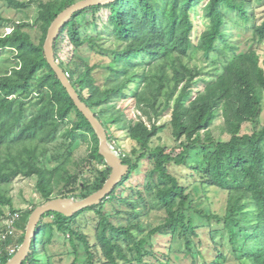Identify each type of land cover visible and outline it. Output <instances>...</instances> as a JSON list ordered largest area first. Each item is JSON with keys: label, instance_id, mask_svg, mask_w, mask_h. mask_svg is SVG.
Instances as JSON below:
<instances>
[{"label": "trees", "instance_id": "trees-1", "mask_svg": "<svg viewBox=\"0 0 264 264\" xmlns=\"http://www.w3.org/2000/svg\"><path fill=\"white\" fill-rule=\"evenodd\" d=\"M79 1L0 0L16 11L37 5L32 26L0 16V53L11 54V63L0 67V217L3 204L20 213L17 245L36 207L86 198L111 172L90 123L44 56L50 25ZM262 1L115 0L75 13L61 28L55 59L129 172L98 206L69 218L45 214L23 264H54L56 239L69 246L59 260L72 257L71 264H169L154 254L155 236L183 241L184 256H192L202 227L216 228L212 239L225 238L236 260L264 264V10L258 14L263 4L255 5ZM236 28L250 31L257 45L238 53L230 42ZM102 35L109 45L104 50L93 41ZM97 57L104 61L91 63ZM165 114L172 149L151 146L166 127L157 125ZM122 138L133 145L128 153ZM16 179L34 180L42 200L25 212L8 196ZM192 186L206 199L212 191L223 194L224 205L199 208ZM154 211L165 218L152 228L143 219ZM82 216L95 221L92 234L79 224ZM143 228L148 237H140ZM223 247L215 244L209 264L225 263ZM149 256L156 261H145ZM10 258L3 256L1 264Z\"/></svg>", "mask_w": 264, "mask_h": 264}, {"label": "rangeland", "instance_id": "rangeland-1", "mask_svg": "<svg viewBox=\"0 0 264 264\" xmlns=\"http://www.w3.org/2000/svg\"><path fill=\"white\" fill-rule=\"evenodd\" d=\"M22 2H26L28 0H19ZM262 5L261 8H258L257 13H261L264 10V1L260 3H255L256 6ZM37 12V5L31 4L29 7L23 11H16L11 8H8L4 3L0 2V16L7 20H12L14 22H28L30 26H32L34 22V18L36 16ZM7 26V27H6ZM4 25L5 32L9 33L11 30V27L9 25ZM29 33L31 34L32 38L36 40L39 36V31L36 27H32L28 29ZM106 36H103L101 38L96 39L93 38V41H96L100 47L104 50V48L109 47ZM252 33L250 31L244 30L242 28H236L234 30V33L230 37V42L232 44H235L238 47V53L245 52L248 50L250 46H256V42L252 40ZM261 48L264 49V44L261 45ZM11 54L8 52H2L0 53V67L9 65L11 63L10 60ZM193 61L200 62L201 59L197 55L192 56ZM104 59L97 57L92 60L91 63H101ZM204 70L210 69V65L208 63H205ZM167 92V89H164L162 92V97L160 98V102L164 103L166 98L165 94ZM118 102L122 104L123 100L121 98H118ZM124 106L130 107L129 103H125ZM264 106V104H263ZM135 114L133 107H130L127 109V115L130 117H133ZM170 120V117L168 114L163 115L159 120L157 121V125H166ZM213 133L217 134L218 130L213 129ZM120 137L123 135V132L120 131L116 132V135ZM121 141V140H120ZM175 140L171 136V129L169 126L166 125V127L158 134V136L153 140L152 145L155 146H167L169 149H172L175 146ZM132 143L128 141H124L122 138L121 141V150H125L126 153L130 151L132 148ZM168 149V150H169ZM123 150V151H124ZM119 154V153H118ZM197 160H199L197 158ZM139 179V177H137ZM141 183V181H140ZM34 180H24V179H16L8 192V196L11 198L13 207L17 210H20L22 212L28 211L34 204L42 201L40 195L37 193L34 185ZM190 192L192 194V198L194 200V205L198 206L199 208H210L215 211H219L220 208L224 205V195L221 193H214L213 191L208 194V198L206 199L205 196L201 195L200 191H197L195 189V186H192L190 189ZM197 196L202 197L200 201H197ZM2 209L4 210V214L10 212L9 207L6 204L2 205ZM27 216L24 214L23 218L25 219ZM91 217V215H87V218ZM165 215L162 211H154L151 212L147 218L143 219L145 224L148 223L149 226L157 227L162 224L164 221ZM79 224L82 226H86V232L92 234L93 233V225H95V221H87L85 217H80L78 219ZM89 224H91L89 226ZM88 225V226H87ZM143 232L140 234V237H148V230L146 228H143ZM216 231L217 229H210L209 227H202L200 229H197V237L193 238V246L192 248V256H184L183 252L185 251L184 242L178 239H170L169 237H163V236H155V239L153 240V251L154 254L157 256V258L162 260H169V264H209L216 256L215 252V244H222L224 247L222 251L227 255V260L224 264H249L248 262H241L236 260L232 254L229 251V247L227 245V241L225 238L220 237L218 235L215 240L212 239V232ZM19 235H21L20 229H18ZM171 246L170 253L167 250L168 246ZM20 246V245H19ZM69 249L68 244H65L61 239H56L53 243V245L50 247L51 253L55 256L53 259L54 264H71L72 257H64L63 260H59V254H62L63 252H66V250ZM165 255L167 257H165ZM145 261H152L153 263L156 261L153 257H146Z\"/></svg>", "mask_w": 264, "mask_h": 264}, {"label": "water", "instance_id": "water-1", "mask_svg": "<svg viewBox=\"0 0 264 264\" xmlns=\"http://www.w3.org/2000/svg\"><path fill=\"white\" fill-rule=\"evenodd\" d=\"M113 1L115 0H81L70 6L61 12L52 22L47 31L43 46L44 56L47 63L56 74L63 88L67 91L76 108L83 114L94 130V133L99 141L98 153L103 158L106 166L111 169L110 175L101 189L86 198H56L44 202L42 205L36 207L28 217L22 244L18 247L17 252L8 260L6 264H23L26 261L31 252L32 241L35 237L36 228L45 214L53 212L69 218L84 209L98 206L108 198L111 192L129 172L128 165L122 163L118 152L108 142L107 133L104 127L95 117L93 112L86 106V104L80 100L67 75L60 68L55 59L53 50L55 38L59 34L61 28L75 13L91 6L105 5Z\"/></svg>", "mask_w": 264, "mask_h": 264}, {"label": "built area", "instance_id": "built-area-1", "mask_svg": "<svg viewBox=\"0 0 264 264\" xmlns=\"http://www.w3.org/2000/svg\"><path fill=\"white\" fill-rule=\"evenodd\" d=\"M20 219L19 212H8L0 217V264L3 256L12 257L17 252Z\"/></svg>", "mask_w": 264, "mask_h": 264}]
</instances>
